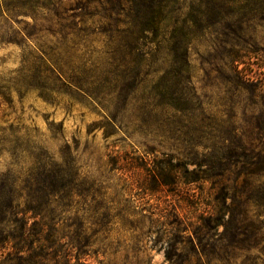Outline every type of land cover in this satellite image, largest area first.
Listing matches in <instances>:
<instances>
[{
	"label": "rangeland",
	"instance_id": "1",
	"mask_svg": "<svg viewBox=\"0 0 264 264\" xmlns=\"http://www.w3.org/2000/svg\"><path fill=\"white\" fill-rule=\"evenodd\" d=\"M38 1L6 0L11 8L28 4V14L6 13V26L0 23L6 203L14 190L18 203L28 204L23 192L43 161L67 162L86 179L80 204L111 208L91 215L104 224L103 249L92 248L86 262L124 264L129 254L167 264L151 219L174 211L197 220L190 204L205 207L211 183L201 186L204 193L200 184L189 186L197 199L167 196L165 188L152 193V169L165 171L168 159L221 154L228 142L245 144L264 166V0H177L166 20L146 31L132 24L137 0H50L51 11ZM248 213L234 225L257 235L238 236L236 246L228 236L204 237L197 248L204 260L211 251L212 264H264V206L250 205Z\"/></svg>",
	"mask_w": 264,
	"mask_h": 264
},
{
	"label": "trees",
	"instance_id": "2",
	"mask_svg": "<svg viewBox=\"0 0 264 264\" xmlns=\"http://www.w3.org/2000/svg\"><path fill=\"white\" fill-rule=\"evenodd\" d=\"M49 1H38V4L51 11L55 6ZM137 1H140L141 10L135 13V17L131 16L132 24L138 31H146L160 26L166 20L165 10L170 2L177 0ZM27 5L11 8V5H6V0H0V23L6 26V13L27 15ZM40 64L48 66V72H55L56 68L47 61L43 60ZM201 146L211 150L215 144H199ZM222 146L220 149L225 151L221 154L211 153L201 161L197 157L176 162L168 159L164 161L165 171L156 165L150 172L152 182L149 190L156 193L165 188L166 195L170 197L183 193L197 199L199 194L192 192L193 188L189 186L200 184L199 191L204 193L201 186L211 183L208 192L210 202L204 201L205 207L199 201L197 205L190 204L198 213L197 220L181 217L174 211L163 212L159 218L151 219L149 232L154 234L153 229L157 227L154 243L164 247L167 264H212L214 252L207 253V260H204L197 249L204 237L214 240L217 236H228L231 238L230 245L236 246L238 236L246 233L247 239H250L258 233V229L251 226L242 231L234 223L249 220L250 205L264 206L263 160L259 155L248 153L241 142L222 143ZM190 165L195 167L190 169ZM39 170L35 182L27 185L23 192L29 199L26 206L18 203L20 193L14 190H10L6 203V180H1L0 244L8 250L6 264H88L85 257L92 248H96L97 253L103 249L104 224L91 219V215L102 212L100 210H103L102 214H108L111 208L80 204L81 200L77 199H82L86 191L89 192L85 187L86 179L67 162L49 159L39 165ZM239 180L242 182L240 186L237 185ZM181 184H184L182 191ZM260 216L256 214L255 218L259 220ZM128 224L135 228L134 221ZM219 226L224 227L221 233L218 232ZM183 246L191 249L186 250ZM227 255L231 257L230 253ZM230 259L227 258V264H232ZM124 264L144 263L131 260L127 254Z\"/></svg>",
	"mask_w": 264,
	"mask_h": 264
}]
</instances>
